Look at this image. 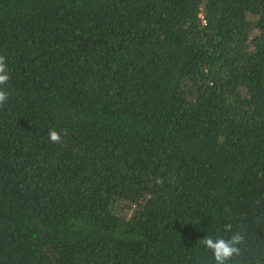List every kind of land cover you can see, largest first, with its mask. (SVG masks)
Here are the masks:
<instances>
[{
	"label": "trees",
	"instance_id": "16d2710c",
	"mask_svg": "<svg viewBox=\"0 0 264 264\" xmlns=\"http://www.w3.org/2000/svg\"><path fill=\"white\" fill-rule=\"evenodd\" d=\"M0 56V264H214L237 230L264 264V0H0Z\"/></svg>",
	"mask_w": 264,
	"mask_h": 264
},
{
	"label": "clouds",
	"instance_id": "9594fccd",
	"mask_svg": "<svg viewBox=\"0 0 264 264\" xmlns=\"http://www.w3.org/2000/svg\"><path fill=\"white\" fill-rule=\"evenodd\" d=\"M200 18L201 21H203V17L200 16ZM8 81L9 75L5 57L0 56V107H2L8 99V92L3 88ZM49 140L53 143H60L61 135L57 131H50ZM226 230L231 232L230 228ZM199 243H202L207 250L211 251L214 264H243L246 236L241 230L232 232L227 239L224 237L213 238L207 236Z\"/></svg>",
	"mask_w": 264,
	"mask_h": 264
},
{
	"label": "built area",
	"instance_id": "2783aa9c",
	"mask_svg": "<svg viewBox=\"0 0 264 264\" xmlns=\"http://www.w3.org/2000/svg\"><path fill=\"white\" fill-rule=\"evenodd\" d=\"M202 23L204 24V21H202Z\"/></svg>",
	"mask_w": 264,
	"mask_h": 264
}]
</instances>
